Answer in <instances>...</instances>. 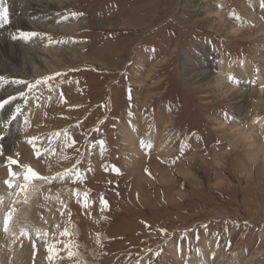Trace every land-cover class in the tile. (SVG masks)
<instances>
[{
    "label": "rangeland",
    "instance_id": "rangeland-1",
    "mask_svg": "<svg viewBox=\"0 0 264 264\" xmlns=\"http://www.w3.org/2000/svg\"><path fill=\"white\" fill-rule=\"evenodd\" d=\"M24 1L0 0V37L33 33L11 26ZM46 15L82 27L25 41L80 56L33 75L0 47V264H264V110L246 94L264 87V0H66ZM28 166L47 179L22 191Z\"/></svg>",
    "mask_w": 264,
    "mask_h": 264
},
{
    "label": "bare ground",
    "instance_id": "bare-ground-1",
    "mask_svg": "<svg viewBox=\"0 0 264 264\" xmlns=\"http://www.w3.org/2000/svg\"><path fill=\"white\" fill-rule=\"evenodd\" d=\"M22 1V0H21ZM53 4H52V3ZM63 2H66V0H25L24 1V5L23 6H19L18 7V9H17V11H16V14H15V21H13L12 23H11V26L12 27H14V28H16V29H20L21 27H23L25 24H28V28H31V29H35L36 31H38V30H41V29H47V30H51V29H53V30H58V31H60V29H62V27H64L65 26V24H57V25H53V24H50V22H48L47 20H46V18H48L49 16H47L46 14H48L49 13V10L51 11V7L53 6V5H56V4H60L61 5V3H63ZM66 4V3H65ZM31 17V19L32 20H30L29 18ZM32 17H34V18H32ZM43 17H45V19H43ZM14 19V18H13ZM29 19V20H28ZM10 18L7 20V21H5L4 22V24H3V28H5V27H7L9 24H10ZM80 26L82 27V25H80L79 23H72V24H70V25H68V28H63L61 31H66V32H71V31H74V30H76V29H78V28H80ZM10 29V28H9ZM22 30V29H21ZM20 30V32H23V30L21 31ZM33 31V33L34 32H36V31ZM7 32H8V30H7ZM20 32H18V33H16V34H14L15 35V37H18V38H16L15 40H13L12 38H10L11 36H6L5 38H3V37H0V47H3V48H5L6 49V51H7V56H9V57H12L13 58V56H17V58L20 60V63H22V62H24V67L25 68H27L28 70H31V73L33 74V75H38V74H40V73H44V72H46V71H48V69H52V70H55V69H57V68H55L54 66H53V63L55 62V58H57L56 56H55V54H57V53H61L62 55H64L65 57L66 56H68L69 58H79V54L76 52V51H73L72 49H74V48H76V47H72L71 45H72V43L73 42H71V41H66V45H69V47H66V48H59V47H57V48H51V49H44V48H37V47H35L34 45H30V43L28 42L27 43V40L25 41V39L24 38H21L20 37ZM43 35V34H42ZM32 37V36H31ZM22 39H24V41L26 42V43H22V44H20L21 43V40ZM33 39H36L37 41L39 40V38H33ZM19 40V41H18ZM31 40V39H30ZM34 41L35 40H31L30 42L31 43H34ZM68 42V43H67ZM38 43V42H37ZM17 50V51H19L20 52V54H19V52H15V50ZM51 50H52V52H54V53H52L51 52ZM15 52V53H14ZM16 58V57H15ZM8 61V60H7ZM50 61H53V63L52 62H50ZM11 62V61H10ZM36 62L38 63V65H40V67L36 64ZM216 63H217V65L215 64V67L214 68H216L217 70L216 71H219L220 70V68H223V70H224V72L223 73H225V75H229L230 74V72H231V69H232V66H231V62L230 61H225V60H223V58H219V59H217L216 60ZM26 64V65H25ZM20 65V64H19ZM233 65V64H232ZM218 66V67H217ZM242 68L244 69V70H246V65H242ZM0 69L1 70H3V68L0 66ZM23 69V68H22ZM241 69V68H240ZM239 69V70H240ZM248 69V68H247ZM11 72H13L14 73V71L12 70ZM50 72V71H49ZM197 72V75H201V76H205V75H207L208 74V72H207V69H201V70H198V71H196ZM1 73V72H0ZM3 73V72H2ZM1 73V74H2ZM247 74H249V71L246 73V75ZM13 75V74H12ZM245 75V74H244ZM194 76V75H193ZM211 76V79H213V80H215V79H217V73H213V75H210ZM248 76V75H247ZM207 77H209L208 75H207ZM250 78V77H249ZM249 78H247V80L249 81ZM260 78V77H259ZM246 81V78L244 79V81L243 82H245ZM253 81V80H252ZM242 82V81H241ZM6 84V83H5ZM11 85V84H10ZM17 85V84H16ZM233 87H237V86H235L233 83L230 85V88H233ZM247 88V87H246ZM238 90H236L233 94V96H232V98L234 99L235 98V101L234 102H239V101H241L242 100V95H243V92H242V89L241 88H237ZM7 91H5V92H0V96H1V94H3V97L4 96H7V95H9L10 94V92H11V90L10 89H6ZM10 90V91H9ZM14 91H15V89H14ZM247 93H249L250 95H255L257 98H256V101H259L258 103L259 104H261V105H258V106H256V104H252L255 108H257V109H260V108H262V110H264V87L261 85V83L259 84V87H251V85H250V87L248 88V90H246V94ZM10 105H12V104H10ZM9 105V106H10ZM8 107V106H7ZM12 108V106L10 107V109ZM8 110L9 112H11V110ZM3 112H6V110H4ZM8 115V113H5L3 116H5V115ZM6 115V116H7ZM3 116H2V118H3ZM5 116V117H6ZM1 117V116H0ZM7 118V117H6ZM258 122L260 121L261 123V125H263L262 123L264 122V116H262L261 118H258V120H257ZM241 127H243V126H241ZM249 127L250 126H244L243 127V129H239L238 131H240V133H241V135H242V137H243V139H247L248 140V138L251 136V131L249 130ZM261 126H259V128H260ZM136 132V129H133L132 127L130 128V129H128V131H127V133H128V138L130 139L129 140V143H134L135 141L134 140H132V138H134L133 136H134V133ZM251 133V134H250ZM45 135V134H44ZM44 135H41L42 137H44ZM55 137V136H54ZM51 138V136L49 135V139ZM140 139V138H139ZM164 139V138H163ZM16 140V139H15ZM34 140H39V142H44V141H42V138L40 139H30V141H34ZM11 141V140H10ZM9 141V142H10ZM152 141V140H151ZM153 141H154V139H153ZM6 142V141H5ZM45 143V142H44ZM136 143V142H135ZM152 143V142H151ZM7 144V143H6ZM13 144V143H12ZM11 144V145H12ZM4 145V144H3ZM30 145V148H31V150H30V153H29V155H33V153L34 152H32V148H33V143H31V144H29ZM134 145V147H137V144H133ZM139 145V144H138ZM163 145V144H162ZM162 145L161 144H159L157 147H156V151L158 150V151H161L162 152V154H168V151H165V149L162 147ZM5 146V145H4ZM168 147V146H167ZM7 148V147H6ZM263 146L261 147V148H259L260 150H263ZM135 151H136V153H138V151H139V149L137 150V149H135ZM24 154V156L26 157V155L28 154L27 152H25V153H23ZM159 154V153H158ZM159 156V155H158ZM168 156V155H167ZM27 158V157H26ZM1 172V171H0ZM2 176V175H1ZM1 181V180H0ZM12 181V180H11ZM24 182V181H23ZM90 191V190H89ZM17 196H18V193L16 194ZM22 197V196H21ZM20 197V198H21ZM18 199V198H17ZM5 200V199H4ZM19 201V200H18ZM28 204V203H27ZM15 207V206H14ZM24 209H26V208H24ZM17 210V209H16ZM10 211V210H9ZM18 211V210H17ZM25 211V210H24ZM19 212H21L22 214H23V212L22 211H19ZM22 214H21V216H22ZM13 215V214H12ZM24 215H25V213H24ZM27 216V215H26ZM15 219V218H14ZM17 219V218H16ZM40 223V222H39ZM18 225H19V223H18ZM21 228V227H20ZM12 229V228H11ZM13 230V229H12ZM20 230V229H19ZM14 231V230H13ZM24 235V234H23ZM20 236V235H19ZM2 242V243H1ZM9 242V240H4V239H1L0 240V250H1V248H3L4 250L5 249H8V250H11V248L9 247V248H7V247H4V246H2V244L3 243H8ZM213 247V246H212ZM211 247V248H212ZM12 249H13V247H12ZM24 250V249H23ZM3 251V250H2ZM6 251V250H5ZM27 251V250H26ZM4 252V251H3ZM9 252V251H8ZM11 252V251H10ZM14 252V251H13ZM15 252H17V250L15 251ZM19 252V251H18ZM16 253L17 255H18V257H17V255L15 254L14 255V253H12L13 254V256L14 257H17V258H19V256H20V253ZM20 252H23V251H20ZM211 252H213V249H211ZM7 254V253H6ZM11 255V254H10ZM29 256H30V254H29ZM222 255H220V257L219 258H217L216 260L215 259H212V260H210V263L211 264H223L222 262H220V260H221V257ZM21 257V256H20ZM26 257L28 258V254L26 255ZM2 258V257H1ZM26 258V259H27ZM250 258V257H249ZM244 259L243 260V264H248L249 263V260L250 259ZM9 259V258H8ZM204 258H203V256L201 257V256H192V258H188L187 260H186V258H185V264H207V262H208V260L205 262L204 260H203ZM11 260V259H10ZM28 260V259H27ZM209 263V262H208ZM6 264V263H5ZM178 264H184V262L183 261H178Z\"/></svg>",
    "mask_w": 264,
    "mask_h": 264
},
{
    "label": "snow or ice",
    "instance_id": "snow-or-ice-1",
    "mask_svg": "<svg viewBox=\"0 0 264 264\" xmlns=\"http://www.w3.org/2000/svg\"><path fill=\"white\" fill-rule=\"evenodd\" d=\"M34 35H36V33H31V32H29V33L21 32L20 33V37L24 38V39H27V38H29L31 36H34ZM13 39H16V37L13 36ZM101 143H103V142H101ZM141 144H142V146H144L143 142H141ZM36 155L39 156L40 153L37 152ZM9 160L11 161L12 164H17L18 163V161L13 160L12 158H9ZM10 175H14V173L10 172ZM46 179H47L46 177L40 176L35 170H33L30 166H28L27 169H26V172L24 174V180H25L26 183H25V185L21 186V190L23 191L26 188L28 181H32V180H46ZM7 183H9V186H11V182H7ZM33 190L34 191H38V189H36V188H34ZM102 203L106 204V201H102ZM11 217H12V210H10L8 212V214L5 216V218L3 220V230L4 231H9L10 230L9 229V224H10ZM65 234H67V233H65ZM51 250L52 249H49V251H51Z\"/></svg>",
    "mask_w": 264,
    "mask_h": 264
}]
</instances>
